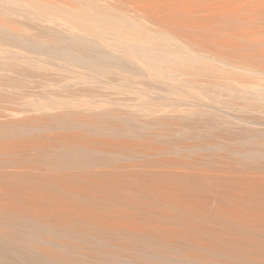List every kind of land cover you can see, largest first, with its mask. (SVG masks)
<instances>
[{
	"label": "bare ground",
	"instance_id": "1",
	"mask_svg": "<svg viewBox=\"0 0 264 264\" xmlns=\"http://www.w3.org/2000/svg\"><path fill=\"white\" fill-rule=\"evenodd\" d=\"M0 3V264H264V0Z\"/></svg>",
	"mask_w": 264,
	"mask_h": 264
},
{
	"label": "rangeland",
	"instance_id": "2",
	"mask_svg": "<svg viewBox=\"0 0 264 264\" xmlns=\"http://www.w3.org/2000/svg\"><path fill=\"white\" fill-rule=\"evenodd\" d=\"M0 3L11 6L12 8L22 12L21 14H19V18H21L22 20H27L24 13L29 14L32 12L29 6L20 1L16 2L14 0H0Z\"/></svg>",
	"mask_w": 264,
	"mask_h": 264
}]
</instances>
